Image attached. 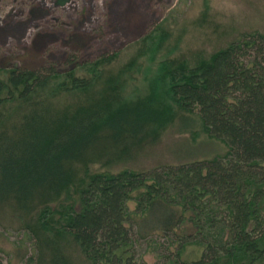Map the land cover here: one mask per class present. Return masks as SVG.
I'll return each mask as SVG.
<instances>
[{
	"label": "trees",
	"instance_id": "trees-1",
	"mask_svg": "<svg viewBox=\"0 0 264 264\" xmlns=\"http://www.w3.org/2000/svg\"><path fill=\"white\" fill-rule=\"evenodd\" d=\"M79 65L40 73L0 68V108L22 106L0 127V206L33 214L37 229L68 237L86 264H141L131 252L135 214L154 218L168 239L159 264H264V35L243 34L195 65L165 74L172 103L196 112L202 133L225 146L222 155L148 172L85 174L73 188V165L102 137L115 146L139 141L161 117L141 100L113 108L101 98L103 104L73 113L46 109L43 91L52 97L89 87L88 78L76 77ZM186 212L196 234L176 238L173 230ZM26 229L34 264H70ZM191 244L201 248L199 256L182 259Z\"/></svg>",
	"mask_w": 264,
	"mask_h": 264
},
{
	"label": "rangeland",
	"instance_id": "rangeland-1",
	"mask_svg": "<svg viewBox=\"0 0 264 264\" xmlns=\"http://www.w3.org/2000/svg\"><path fill=\"white\" fill-rule=\"evenodd\" d=\"M248 33L264 35V0H0V68L59 72L79 62L76 77L88 78L89 87L58 92L61 79L56 78L58 93L50 97L47 89L40 95L46 109L73 113L106 98L115 103L113 108L147 101L161 115L139 141L115 146L102 137L81 164L73 165L74 188L85 174L148 172L222 155L225 146L202 133L196 112L183 113L172 103L165 74L193 66ZM107 57L111 59L104 61ZM21 110L17 102L3 104L0 127ZM127 206L133 211V202ZM190 216L186 212L173 230L176 238L196 234ZM131 217L132 254L141 264H159L168 239L151 216ZM35 219L0 206V264H34L26 228L67 255L70 264H86L68 237L42 232ZM200 252L191 244L182 259H196Z\"/></svg>",
	"mask_w": 264,
	"mask_h": 264
}]
</instances>
